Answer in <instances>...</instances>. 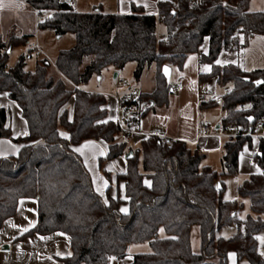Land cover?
Segmentation results:
<instances>
[{
  "label": "trees",
  "instance_id": "16d2710c",
  "mask_svg": "<svg viewBox=\"0 0 264 264\" xmlns=\"http://www.w3.org/2000/svg\"><path fill=\"white\" fill-rule=\"evenodd\" d=\"M251 1L161 0L155 15L136 5L130 13H106L98 7L83 12L73 9L71 0H30L44 13L41 28H53L58 35L73 33L76 43L58 53L56 67L42 58L34 71H28L23 55L8 65L9 48L26 38L0 36V92H8L19 104L29 128L27 136L13 138L8 111L0 107V139L24 143L17 155L0 157V227L15 215L21 198H36L38 223L18 240L68 234L72 254L64 264H111L112 257L127 255L129 244L147 241L153 251L135 255L133 264H229L230 251L238 262L264 264L257 237L264 229V176L252 173L238 187L239 194L250 200L252 213L246 219L238 218L242 203L222 198L221 177L239 173L241 152L245 145H253L254 138H226L218 171L203 164L207 155L197 147L147 136L127 159L126 171L117 175L125 181L126 198L108 195L107 200L97 192L74 148L87 140L104 141L108 151L99 158L101 167L128 154L127 143L117 139L119 126L108 119L106 95L82 86L104 68L123 69L131 61L137 64L136 79L157 65L155 90L141 93L148 111L169 103L172 85L162 73L163 65L182 69L190 54H199L201 65L208 68L201 69L198 83L214 80L221 90L228 89L221 101L222 130L238 124L241 132H249L264 122V69L247 71L235 63L218 62L221 53L232 48L239 28L246 40L264 34V9L251 10ZM158 16L170 42L155 34ZM87 56L90 61L83 67ZM137 103L136 98L122 97L123 106ZM258 142L255 159L263 169L264 138ZM123 204H128L127 212L121 210ZM234 224H238L234 235H218ZM194 226L200 229L198 253L192 248ZM161 227L164 238L159 236Z\"/></svg>",
  "mask_w": 264,
  "mask_h": 264
},
{
  "label": "crops",
  "instance_id": "0c3cea01",
  "mask_svg": "<svg viewBox=\"0 0 264 264\" xmlns=\"http://www.w3.org/2000/svg\"><path fill=\"white\" fill-rule=\"evenodd\" d=\"M159 1L161 0H71V6L73 9L83 12L91 11L94 7H98L106 13H130L132 11V6L136 5L142 7L148 14L159 15ZM255 9L263 10L264 0H256ZM162 27L163 26L161 22L159 26L161 31H163ZM41 31H49L51 33H54L57 35L58 39L63 38L67 34L66 33L64 35H58L53 28L40 27L39 34ZM35 32V11L31 8L30 5L23 2L22 0H0L1 38L3 40H8L12 36L26 38L23 44L12 46L9 48V60L11 55L16 52V56L15 59H13V62L16 63L20 56H25V68L28 71H34L36 69L37 63L42 58H47L50 63H52V65L56 67L55 60H52L44 49L43 50L46 55L43 54L41 58L36 57V60H34V53L30 52L29 45L34 41L33 37L35 36ZM240 40V44L236 48H231L230 50L223 51L219 57L218 62L220 64L235 63L247 71L264 69L263 34L251 35L247 40L245 39L243 34H241ZM222 56L227 59V62H221ZM30 63H32V65ZM136 65L133 68L134 71L136 69ZM172 68L173 72L171 82L174 80L175 86H173V84L170 82L173 91L170 92L169 103L165 105H156L154 108L150 109L143 118L141 124L142 130H144L145 132H153L157 129H161L165 134L169 136V138L173 140L184 141L193 148H199L202 152L206 153V155L210 154L206 156L203 164L211 165L212 155L214 153H220L223 148V144L226 141V138L222 136H207L197 138V128L200 121L207 120L210 122V120H213V123L215 122L216 124L214 126V129L222 132L223 130L221 124L222 120L225 118V112H223V114H220L212 109L213 106H204L200 104L198 102V93L205 87H217V84L214 80L204 85H200L198 83L199 72L201 71V69L208 68L207 65H201L199 54H190L185 60L182 69H179L176 66H172ZM146 69L144 70L142 76L139 79H136L137 83H134V85L139 89L141 93H151L157 86V65L155 67V71L153 72V85H151L150 87H146L144 85V80H142L145 75ZM113 71H116V73H118L117 77H115L114 75V78L117 81L120 76L121 69H117L115 67ZM98 81H104V77H99ZM179 82H183V87L181 89L177 88ZM105 84L108 85V83ZM86 91L98 92L112 98L116 103V116H119L121 108L119 107L117 100L113 96L107 94L108 92H111L108 91V86L103 85L101 88L98 87V89H94V86H91L89 89H86ZM125 92L126 90L122 89V91L118 93L123 94ZM221 103L222 102L219 101L218 105L222 107ZM152 104H154V102ZM110 106L111 109H113L112 101L110 102ZM0 107H4L8 111L7 123L12 129L13 138L27 136L29 134L27 121L22 115V110L19 104L15 100L11 99L8 92H0ZM70 108L73 109V105ZM107 109L108 119L112 120L114 117L110 115L108 103ZM222 110L224 111L223 108ZM120 134L123 135L122 133ZM146 137L147 136L145 135L136 134L127 138L131 143H127V152L129 153L130 151L139 149L141 147L142 140ZM122 139L123 138L121 137L118 139V141L122 142ZM86 143L90 142H88V140L84 141L83 143L76 145L74 148L82 156L83 161L88 166L87 160H91L93 162L94 159L97 157L99 158L101 154L97 155V150H94L95 153L94 151H92V154L86 155V148L84 146ZM22 145H24L23 142H17L12 139H0V157L17 155ZM220 160V165L217 164L216 167L212 166L218 171L222 169V158ZM255 163H257L255 157L254 163L250 164L248 161L242 160L240 155L239 171H241L242 173L245 172L246 175L243 177L244 181L248 179L252 173H256L259 171L258 168L260 167L258 163ZM126 167L127 165L124 164V171H122L121 173H124L126 171ZM224 177L225 176H222L221 179L223 180ZM120 180L118 182H120ZM122 181V184L124 185L123 198H126L125 181ZM222 198L224 200H227L223 197V193ZM37 223V199L21 198L19 200L15 215L6 220L2 227H0V264H64L63 259L72 254L71 237L68 234L63 232H54L48 235L35 234L26 239L18 240V238L21 237L24 233L34 228ZM194 227L192 228V233L194 231ZM162 229L164 228L161 227L159 230V236L161 238H164L167 236V234L164 230L165 234L163 235L161 233ZM259 234L257 235V237L259 236ZM152 251L153 249L148 241L143 243H131L127 248V255L122 258L112 257L111 264H133L135 255L142 253H151ZM262 256L264 257L263 254ZM228 260L229 264H249L246 261L238 262L236 253L234 251H230L228 253Z\"/></svg>",
  "mask_w": 264,
  "mask_h": 264
},
{
  "label": "rangeland",
  "instance_id": "374dc122",
  "mask_svg": "<svg viewBox=\"0 0 264 264\" xmlns=\"http://www.w3.org/2000/svg\"><path fill=\"white\" fill-rule=\"evenodd\" d=\"M255 7H256V0H252L251 4H250L251 10H256L257 8L255 9ZM39 36H40L39 37V39H40L39 44H40L41 48L44 49L48 53V55L50 56V58L52 60L56 59L60 50L70 49L76 43V38H75V35L73 33H67L63 38H60V39L57 38L56 34L51 33L49 31H45V32L41 31ZM33 40H35L34 37H33ZM33 53H34L33 54L34 60H36V57L41 58L43 55L39 52H33ZM15 56H16V52H14L11 55L10 60L8 62L9 66H12L15 64V62H13V59H15ZM88 61H90L89 56L86 57L83 67H85V65L88 63ZM221 62H227V59H225L224 56H222ZM30 64L32 65V63H30ZM135 65H136L135 61H131V62L127 63L126 66L123 69H121L120 76H119L117 81L126 80L128 82L133 83V84L137 83V80L134 77V69H133ZM155 67H156V64H152L145 71V75L142 78V80H144V85L146 87H150L151 85H153L152 84L153 79H154V77H153L154 73L153 72L155 71ZM114 68H115L114 66H108L102 70V74H94L93 77L89 80V82L82 86L83 89H85V90L89 89L91 86H94V89H98V87L101 88L103 85H105V86H108V91H111L108 93H113L116 91L121 92L123 88L117 89V87H116L117 81L114 78L116 71H113ZM99 77H104V81L99 82L98 81ZM105 83H108V85H106ZM171 83L173 84V86H175L174 80ZM217 87H213L217 92L223 91V90H220L221 87L219 85H217ZM105 89H107V88H105ZM96 93H98V92H96ZM106 99H107L110 115L112 117H114L112 120L115 121L117 118V116H116V114H117L116 103L112 98H110L107 95H106ZM111 101L113 104V109H111V106H110ZM72 105H73V100L70 102V107ZM212 109L215 112H218L220 114H223V112H224L220 105L213 106ZM209 123L211 124L212 128H214V126L216 125L215 122L213 123V120L212 121L210 120ZM121 137L123 138L122 142L130 143L129 140L125 136H123L119 133L117 136V139H119ZM88 142H90V143H86L84 145L86 148L85 149L86 155L92 154V151L97 150V152H98L97 155L101 154L99 156V158L106 156L107 151H108V146L106 145V143L104 141L88 140ZM89 144H92V145H89ZM258 144H259L258 140H254V143L252 146L245 145L243 148V151L241 152V159L248 161L250 164H253L254 163V157L258 152ZM94 153H95V151H94ZM207 155H210V154H207ZM99 158L98 157L95 158L93 162L91 160H87L88 166L84 162L86 164L91 176H92V180L94 182V186H95L97 192L105 200L108 199V195H111L112 197H116L117 195L124 197V185L122 184L123 181L120 180V182H118L119 180L117 179V174L124 171L123 170L124 164L127 165L126 154L123 155L122 157H120L119 159L107 160V161L103 162L102 167L100 166V161H99L100 159ZM221 158H222V150L220 151V153L219 152L214 153L212 155V158H211V166L216 167L217 164L220 165V163H221L220 159ZM255 164H257V163H255ZM255 166H257V165H255ZM259 169L260 168H258V170ZM221 170H219V171H221ZM239 170H240V168H239ZM107 173H110V175H111L110 178L107 177ZM245 175H246L245 172L242 173L241 171H239V173L237 175L225 176L223 178L224 187H225V190L223 192V197L226 198L227 200H231V201L236 200L239 203H242V208L238 212V218L240 220L246 219L248 217V215L252 213L251 209H250L249 198L242 197L238 191V187L244 181L243 177ZM125 209H126V211H125ZM128 209H129L128 204H123L121 206V210L124 212H127ZM263 218H264V215H263ZM237 228H238V224L223 227L218 232V235L223 236V237H231L237 231ZM161 233L163 235L165 234L164 229L161 230ZM192 239H193L192 240L193 251L194 252H200V250H201V238H200V230H199L198 226L194 227V231L192 233ZM258 240H259V249H260L261 253L264 255V229L260 232V234L258 236Z\"/></svg>",
  "mask_w": 264,
  "mask_h": 264
},
{
  "label": "built area",
  "instance_id": "2783aa9c",
  "mask_svg": "<svg viewBox=\"0 0 264 264\" xmlns=\"http://www.w3.org/2000/svg\"><path fill=\"white\" fill-rule=\"evenodd\" d=\"M31 6V8L35 11V20H36V32H35V40L30 43L29 48L30 52H39L41 54L46 55L44 50L41 48L39 44V29L40 23L44 18V13H41L38 9H36L31 3L30 0H22ZM162 20V16H158V26L155 32L157 38L159 40H165L166 42H170L171 39L169 35L160 30L159 26ZM154 34V33H153ZM242 32L240 28L235 32L232 37V48H236L240 44V35ZM264 36V34H263ZM117 89L123 88L126 90L125 93L119 94L117 92L107 93L110 96H113L121 108V112L119 116L116 118V123L120 128V132L126 137L129 138L132 135H145V136H156L159 137L161 141L165 142L168 140H173L169 138L167 134L163 132L161 129H157L153 132H145L142 130L141 124L144 116L148 112V101L141 98V92L139 89L126 80L117 81L116 84ZM183 87V82H179L177 85L178 89ZM228 92L227 88H224L223 91L217 92L215 89L211 87H205L198 93V102L200 104L207 102H218L222 101L224 95ZM128 98H136L138 99L137 104H129L127 106L122 105V97L125 96ZM243 109L245 107H242ZM207 136H222L224 138H236L240 136H250L255 140L259 138H264V122H258L254 128H252L251 132H241L238 124H232L227 131L219 132L212 128L211 124L207 120H202L199 122L197 128V138L207 137ZM262 176H264V168H260L259 171Z\"/></svg>",
  "mask_w": 264,
  "mask_h": 264
},
{
  "label": "water",
  "instance_id": "95a60500",
  "mask_svg": "<svg viewBox=\"0 0 264 264\" xmlns=\"http://www.w3.org/2000/svg\"><path fill=\"white\" fill-rule=\"evenodd\" d=\"M9 52H10V50H9ZM172 72H173L172 66H170L168 64L163 65L162 73L165 76L168 84H170V82H171ZM117 76H118V73L115 74V77H117ZM171 91H173V90L171 89ZM253 120H254V118L252 117L251 121H253ZM251 130L252 129H250L249 131L251 132ZM133 154H134L133 151H130L128 154H126V158L127 159L131 158L133 156ZM218 187L221 188V182H218Z\"/></svg>",
  "mask_w": 264,
  "mask_h": 264
},
{
  "label": "snow or ice",
  "instance_id": "6c2138e0",
  "mask_svg": "<svg viewBox=\"0 0 264 264\" xmlns=\"http://www.w3.org/2000/svg\"><path fill=\"white\" fill-rule=\"evenodd\" d=\"M79 151V150H78ZM125 211H126V209H125Z\"/></svg>",
  "mask_w": 264,
  "mask_h": 264
}]
</instances>
